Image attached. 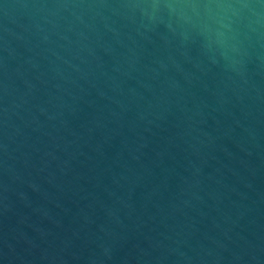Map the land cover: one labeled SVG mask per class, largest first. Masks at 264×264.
Segmentation results:
<instances>
[{"label":"water","instance_id":"1","mask_svg":"<svg viewBox=\"0 0 264 264\" xmlns=\"http://www.w3.org/2000/svg\"><path fill=\"white\" fill-rule=\"evenodd\" d=\"M0 264H264V0H0Z\"/></svg>","mask_w":264,"mask_h":264}]
</instances>
